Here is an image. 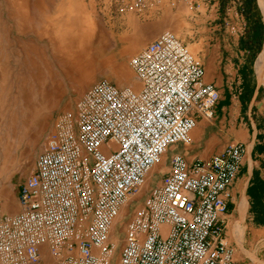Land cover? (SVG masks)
<instances>
[{
  "label": "built area",
  "instance_id": "obj_1",
  "mask_svg": "<svg viewBox=\"0 0 264 264\" xmlns=\"http://www.w3.org/2000/svg\"><path fill=\"white\" fill-rule=\"evenodd\" d=\"M145 9L143 0L119 8ZM128 64L139 89L108 79L91 84L72 109L55 114L18 187L20 210L5 213L0 198V264L231 263L221 216L240 144L191 164L173 154L159 183L145 190L167 150L190 143L198 118H213L217 89L169 30Z\"/></svg>",
  "mask_w": 264,
  "mask_h": 264
},
{
  "label": "crops",
  "instance_id": "obj_2",
  "mask_svg": "<svg viewBox=\"0 0 264 264\" xmlns=\"http://www.w3.org/2000/svg\"><path fill=\"white\" fill-rule=\"evenodd\" d=\"M29 1L4 0V8L0 9V58L7 56L8 65L20 61L7 79L11 87L9 92L13 86H19L20 94L28 101L29 114L42 117L47 106L45 102L58 100L66 94L57 87L73 86V97H77L90 81L85 79L83 66L69 65L60 49H52L59 28L72 22L71 15L63 14V2L57 5L59 13L53 16L37 13L36 6H31ZM69 1L73 12L78 11L75 1L80 6L85 2ZM92 1L98 20L111 19L116 14L114 7L133 2ZM143 1L146 9L135 25L137 30L144 37L157 36L165 30L179 32L181 40L193 48L194 55L202 62L203 82L213 85L219 94L213 118H198L190 143H177L167 150L163 157L164 169L157 171L160 176L154 181L156 171L152 172L151 185L159 183L173 154L191 164L210 158L229 144H240L241 164L229 189L226 212L221 216L223 237L234 251L230 264H264V43L256 61L253 60L242 42L248 27L243 0ZM72 25L69 23L68 31L73 35L76 30ZM23 33L27 35V48L21 41ZM40 42L49 49V59L38 48ZM16 109L12 104L9 110ZM34 135L23 121L18 137L27 143V148L32 145ZM27 152L26 149L24 155Z\"/></svg>",
  "mask_w": 264,
  "mask_h": 264
},
{
  "label": "rangeland",
  "instance_id": "obj_3",
  "mask_svg": "<svg viewBox=\"0 0 264 264\" xmlns=\"http://www.w3.org/2000/svg\"><path fill=\"white\" fill-rule=\"evenodd\" d=\"M29 2L31 6H33L32 4L36 6L37 13L46 12L53 16L59 13V11L56 10L57 5L63 2L65 7V10L63 8L64 15H73L72 18L80 16L79 11L73 12L74 8L71 5L72 2L69 0H30ZM3 5L4 0H0V9L4 8ZM120 6L122 5L114 7L116 14H114L111 19L102 20H98L96 8L92 0H85V2L79 6L81 11H85L84 16L90 20L92 26V32H90L92 33L91 47L93 48L92 51L95 57L92 55L91 61L92 65L94 62V65L93 69L90 71V63H87L88 69H86V71L88 70V73L85 71V73H87L85 74V78H88L87 80L90 82L77 97H73V92L75 91L73 86L57 87V89L61 88L60 90H63L66 94L63 98L59 97L58 100L50 99L48 102H45L47 106L42 117H35L29 114L26 108V103L28 101H25V96L20 94L19 86H13L12 91L10 90L9 92L11 87L7 79L9 74L13 72L14 66L20 64V61H12L11 64L8 65L7 56H2L0 58V198L3 203L2 210L5 213L13 214L20 210L17 202L18 187L23 179L33 170L36 156L42 148L45 136L52 128L53 118L56 113L72 109L77 98L81 96L91 84L99 79H108L118 86H131L136 90L139 89L140 84L129 66L128 61L131 56L138 53L146 43L156 36L144 37L135 26L141 14L135 10L121 12L119 10ZM23 24L26 25L27 22ZM72 26H74V24ZM76 27L75 24L74 28ZM13 34L14 33H12V35ZM175 34L181 39L179 32ZM25 37H27V35L23 33L21 41H24L22 44L24 43L25 48H27V38ZM42 42H46L45 37L42 38ZM42 42L37 46L46 53L49 59L51 57L50 51ZM89 42L90 41H88V43ZM60 47L61 46L57 45L55 49L59 50ZM88 47L89 44L86 45L85 48L87 49ZM188 48L192 54H195L191 46ZM22 60L23 59H21V62ZM4 66L6 68L5 70H3ZM2 73L4 74V79H2ZM12 104H15L17 109L10 112L9 109ZM16 114H19V116H16ZM25 114H28V116ZM23 121L28 123L31 127V133L35 132V139L29 148H27V143L22 142L21 138L18 137L21 136ZM26 149L29 150V153L27 152L26 155H24ZM160 169H164L163 159L161 164L154 168L156 172L153 175V181L160 176V173L157 172ZM150 175L145 190L151 186ZM132 206L133 205H130V208ZM117 235L119 236V234Z\"/></svg>",
  "mask_w": 264,
  "mask_h": 264
},
{
  "label": "bare ground",
  "instance_id": "obj_4",
  "mask_svg": "<svg viewBox=\"0 0 264 264\" xmlns=\"http://www.w3.org/2000/svg\"><path fill=\"white\" fill-rule=\"evenodd\" d=\"M257 3L259 6L261 15H262V20L264 21V0H257ZM74 4L77 5L76 10L79 9L78 11H80L81 8H79V6H80L79 3H77L75 1ZM64 20H66V19H64ZM68 21H69V19H68ZM71 21L72 22H70V21L68 23L66 22V25H63V28H59L57 35H55L56 36V44L61 46L60 47L61 52L60 51L59 52L61 53V55H63L64 57L67 58V62L69 65L80 67V68H81V66H83L85 68L84 70L86 71V69H88L87 68L88 65H86V64L90 63V68H89V70H90L92 67L91 66L92 65V61H91L92 55L95 57V54L92 51L93 48L91 47V41H92L91 40L92 39V33H90V32H92L91 22H90V20H88L87 17L84 16L83 11H80V16L72 18ZM69 23L74 24V26L76 24V26H77L75 28L77 30H76L75 34H73V35L71 33H69V31H68L69 30L68 29ZM88 41H90V42L88 43ZM54 43L55 42H53V44H52L53 49H55V46H57V45H54ZM88 44H89V47L86 49L85 47ZM261 49H262V47H261ZM260 52H261V50H260ZM260 52L258 53V55L260 54ZM87 73H85V74H87ZM85 79H87V78H85Z\"/></svg>",
  "mask_w": 264,
  "mask_h": 264
},
{
  "label": "trees",
  "instance_id": "obj_5",
  "mask_svg": "<svg viewBox=\"0 0 264 264\" xmlns=\"http://www.w3.org/2000/svg\"><path fill=\"white\" fill-rule=\"evenodd\" d=\"M243 12L248 18V27L242 42L254 60L261 50L264 39V25L257 0H243Z\"/></svg>",
  "mask_w": 264,
  "mask_h": 264
},
{
  "label": "water",
  "instance_id": "obj_6",
  "mask_svg": "<svg viewBox=\"0 0 264 264\" xmlns=\"http://www.w3.org/2000/svg\"><path fill=\"white\" fill-rule=\"evenodd\" d=\"M262 22H263V25H264V21L262 20ZM263 43H264V39H263ZM263 43H262V45H263ZM257 57V56H256ZM256 60V59H255Z\"/></svg>",
  "mask_w": 264,
  "mask_h": 264
}]
</instances>
